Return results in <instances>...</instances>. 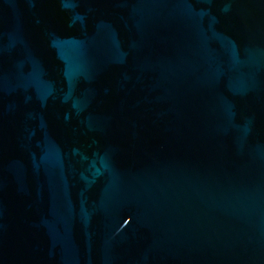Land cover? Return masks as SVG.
Listing matches in <instances>:
<instances>
[{
    "label": "water",
    "instance_id": "water-1",
    "mask_svg": "<svg viewBox=\"0 0 264 264\" xmlns=\"http://www.w3.org/2000/svg\"><path fill=\"white\" fill-rule=\"evenodd\" d=\"M0 264H264V0H0Z\"/></svg>",
    "mask_w": 264,
    "mask_h": 264
}]
</instances>
